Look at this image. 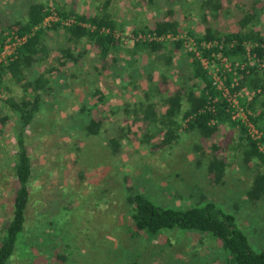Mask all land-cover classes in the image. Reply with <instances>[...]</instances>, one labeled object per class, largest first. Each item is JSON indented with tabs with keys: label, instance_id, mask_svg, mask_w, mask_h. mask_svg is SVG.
Segmentation results:
<instances>
[{
	"label": "rangeland",
	"instance_id": "rangeland-1",
	"mask_svg": "<svg viewBox=\"0 0 264 264\" xmlns=\"http://www.w3.org/2000/svg\"><path fill=\"white\" fill-rule=\"evenodd\" d=\"M26 1L0 0V22L6 26L22 15ZM48 1L52 5L51 0ZM58 1L73 2L77 10L89 15L104 0ZM170 1H175L174 15L185 29L191 28L198 34L204 32L202 14L210 7L208 0H110L111 12L118 20H127L122 22L120 33L125 47L117 65L125 64V56L134 58L136 78L131 68L118 71V78L113 71L114 76L97 57L96 47L85 40L79 48L84 46L87 51L79 62L60 64L63 60L59 59L55 46L64 42L63 28L58 33L42 29L41 38L51 52L32 71H37L38 67L49 70L55 94L43 97L40 111L25 134L33 160L31 200L14 264H53L57 261L56 252L62 248L67 255L64 264H229L220 241L209 234L174 232L170 236L171 244L167 245L162 242L166 240L162 234L153 238L132 237L128 233L125 177L127 183L174 208L189 207L203 196L215 201L235 216L237 225L253 247L264 249V200L251 201L246 195L259 163L241 159L237 125L220 124L214 136V141L220 145L219 156L229 162L226 175L219 183H213L207 173L211 147L195 130L181 129L176 141L163 148H154L155 140L147 139L150 125L143 118L145 104L158 100L160 90L168 94L182 85L179 71L190 65V58L181 51L174 53L173 62L167 68L172 76L165 85L154 52L137 48L131 54L125 50L134 46V24L151 25L154 16L161 17ZM224 2L228 4L227 0ZM235 2L250 6L253 0H231V4ZM261 3L264 4V0ZM239 16L241 12L235 9L229 16L222 13L210 19L224 32L237 29ZM261 20L264 21V13ZM257 28L264 32L263 23ZM51 63L54 64L49 69ZM87 104L98 108L91 111L102 117L96 135H86L81 125L87 116L79 108ZM159 105L163 108V103ZM17 117L18 113H14L12 119ZM185 122L182 121L184 127ZM13 124L2 126L0 134L3 166L0 228L9 220L10 212L6 209L10 210L12 203ZM113 135H121V150L117 154L110 152L108 144V138Z\"/></svg>",
	"mask_w": 264,
	"mask_h": 264
},
{
	"label": "trees",
	"instance_id": "trees-1",
	"mask_svg": "<svg viewBox=\"0 0 264 264\" xmlns=\"http://www.w3.org/2000/svg\"><path fill=\"white\" fill-rule=\"evenodd\" d=\"M208 1L210 7L202 14L205 23L202 34L196 33L191 28L183 27L174 15L175 1L174 3L170 1L161 17L154 16L151 25L135 23L132 28L135 42L133 48H126V53L133 54L137 48L154 52L159 59L158 68L163 84L170 83L172 75L167 68L172 64L175 52L181 51L190 58V65L179 71L178 79L182 85L168 94L159 89L158 100L148 101L145 104L143 118L150 125L147 139L155 140L152 144L154 148H163L171 146L176 141L181 129L195 130L211 147L212 154L209 158L207 173L213 183H219L226 175L229 162L225 157L219 156L220 145L214 141V136L218 133L220 124L227 122L230 125H237L240 132L237 145L241 159L259 163L251 184L246 190L247 199L264 200V135L260 142L252 139L245 126L231 117L227 104L213 85L208 70L203 67L195 54L184 48L181 38L174 40L137 38L139 34L148 33L178 34L185 29L197 42L211 39L223 41V51L232 60L245 58V42L257 41L259 44H264V32L257 28L258 25L264 24L261 20L264 13V4H260L261 0H253L250 6L241 2L231 4V0H227L228 4H225L224 0ZM51 2L52 5L48 0H27L22 15L6 26L0 22V52L11 33L26 35V39L17 45L15 52L0 61V134L1 127L9 122L14 123L15 129L12 165L13 196L9 220L0 228V264H7L8 261L9 264H14L13 258L20 246V234L22 236L27 217L26 212L31 200L30 178L33 161L25 134L36 113L40 111L43 97L55 94L48 74L49 70H39L38 67L37 71H32L35 66H39L45 58L49 57L51 52V48L41 38L42 29L47 28L58 33V30L63 28L61 37L64 42L59 45L57 43L55 46L60 53L59 59L63 60L60 64L68 61L79 62L83 53L87 51L84 46L79 48L80 43L85 40L96 47L97 57L106 65V68L109 67L112 72H116L117 78L120 74L118 71L121 69L126 71L131 68L132 72L134 71L133 77L136 78L135 75H137V68L133 64L135 63L134 58L128 59L125 56V64L117 65L123 58L121 51L125 47L120 33L123 31L122 22L127 20L124 18L118 20L111 12L110 0H104L98 5L96 11L89 15L77 10L73 2L58 0H51ZM235 9L241 12V16L236 20L237 29L221 32L213 25L210 18L220 16L222 13L229 16ZM51 14H55L57 19L43 24L45 18ZM68 19H70L69 24L66 23ZM216 49L217 47H212L203 51L210 63L215 60L213 53ZM254 49L263 55V48L253 47ZM53 64L49 65V69H52ZM243 72L238 87L247 85L250 88H256L264 84V68L254 66L250 67L249 72ZM113 75L115 76L114 72ZM16 88L19 89L18 92ZM261 96H264V90L255 95L248 106L253 112L250 119L264 133V97ZM160 103H163V108L160 107ZM93 109L98 111L93 104L79 108V111L87 116L86 121L81 122L86 135H96L101 128L102 117L95 116L92 113ZM14 113H18V117L12 119ZM183 120L186 121V127L182 124ZM120 138L121 135L108 138L112 154L120 152ZM197 147L201 148L200 143ZM124 181L125 201L129 208L130 219L128 233L132 237L153 238L162 234L166 238L162 242L167 245L171 244L170 236L175 234L174 232L191 231L190 233H194L196 231L204 233L205 236L209 234L219 240L220 246L227 254L225 259L229 264H264V249L258 250L253 247L248 236L237 225L235 216L222 209L215 201L205 199L203 196L201 201L189 207L174 208L156 201L148 192L127 183L126 177ZM42 217L43 215L41 219ZM52 222L49 220V223ZM43 240H45V235ZM66 259V251L62 248L56 252L57 261L53 264H64Z\"/></svg>",
	"mask_w": 264,
	"mask_h": 264
},
{
	"label": "built area",
	"instance_id": "built-area-1",
	"mask_svg": "<svg viewBox=\"0 0 264 264\" xmlns=\"http://www.w3.org/2000/svg\"><path fill=\"white\" fill-rule=\"evenodd\" d=\"M57 19L55 14H51L45 18L43 24L54 21ZM70 23V19L66 20ZM138 39H156V40H174L181 38L183 40L184 48L195 54L199 58L204 68L212 77V83L219 91V94L227 104V110L230 112L231 117L238 120L239 124H243L246 128L248 135L258 142L261 141L264 133L258 128L255 123L250 119L253 114L248 103L254 98L255 95L264 90V84L256 88H250L247 85L239 86L240 78L243 76V71L249 72L250 67L257 66L260 69L264 68V44L256 42H245V58L242 60H232L223 51L224 42L218 39L202 40L197 42L193 36L189 35L187 31L183 30L178 34H161L155 33L139 34ZM26 39V35H18L11 33L6 39L3 49L0 52V61L5 59L8 55L15 52L17 45H20ZM217 47L213 53L215 60L210 63L208 57L203 53L204 49ZM253 47L263 48V55H260ZM203 49V50H202ZM230 75V76H229Z\"/></svg>",
	"mask_w": 264,
	"mask_h": 264
},
{
	"label": "crops",
	"instance_id": "crops-1",
	"mask_svg": "<svg viewBox=\"0 0 264 264\" xmlns=\"http://www.w3.org/2000/svg\"><path fill=\"white\" fill-rule=\"evenodd\" d=\"M31 154H32V151H31ZM2 154H0V156H1ZM33 161V160H32ZM3 166H2V161H0V171H2L3 170V168H2ZM33 168V167H32ZM32 174H33V169H32ZM31 179H32V176H31V178H30V183H31ZM1 192H3V189H0V194H1ZM12 196H13V194H12ZM7 210V212H11V210H9V209H6Z\"/></svg>",
	"mask_w": 264,
	"mask_h": 264
}]
</instances>
